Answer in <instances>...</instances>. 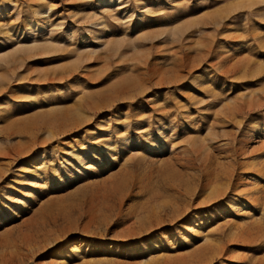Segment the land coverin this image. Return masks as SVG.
I'll return each mask as SVG.
<instances>
[{"label":"rangeland","instance_id":"374dc122","mask_svg":"<svg viewBox=\"0 0 264 264\" xmlns=\"http://www.w3.org/2000/svg\"><path fill=\"white\" fill-rule=\"evenodd\" d=\"M190 263L264 264V0H0V264Z\"/></svg>","mask_w":264,"mask_h":264},{"label":"bare ground","instance_id":"6f19581e","mask_svg":"<svg viewBox=\"0 0 264 264\" xmlns=\"http://www.w3.org/2000/svg\"><path fill=\"white\" fill-rule=\"evenodd\" d=\"M218 183V182H217ZM212 184V183H211ZM214 186V185H213ZM211 187V186H210ZM202 262V261H201ZM204 262V261H203ZM208 263V262H207ZM207 263H204V264H207ZM191 264V263H190ZM192 264H194V263H192ZM198 264V263H197ZM200 264V263H199Z\"/></svg>","mask_w":264,"mask_h":264}]
</instances>
